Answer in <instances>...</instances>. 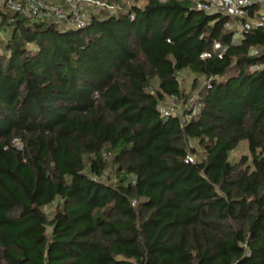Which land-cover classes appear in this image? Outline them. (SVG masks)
<instances>
[{
  "label": "trees",
  "instance_id": "trees-1",
  "mask_svg": "<svg viewBox=\"0 0 264 264\" xmlns=\"http://www.w3.org/2000/svg\"><path fill=\"white\" fill-rule=\"evenodd\" d=\"M106 1L81 27L0 2V264H264V26L238 27L264 3Z\"/></svg>",
  "mask_w": 264,
  "mask_h": 264
},
{
  "label": "built area",
  "instance_id": "built-area-1",
  "mask_svg": "<svg viewBox=\"0 0 264 264\" xmlns=\"http://www.w3.org/2000/svg\"><path fill=\"white\" fill-rule=\"evenodd\" d=\"M166 1V0H164ZM194 7L207 12H225L235 17H242L247 14L248 7L255 2L264 3V0H194ZM9 8L31 16L35 19H52L54 21H65L72 26H84L89 19V12L85 6H94L96 9H107L114 12L119 9H124L125 5L121 2L112 3L106 0H61L54 2L52 0H0ZM134 17V14H131ZM256 24L249 25L247 23H239L240 30L249 26H264V11L256 14ZM249 20V18H248ZM211 79L204 80V83ZM159 109L164 115H179L181 123L185 125L188 121L200 111L201 103L193 94L184 106H180L176 95L168 96L159 104ZM190 145L194 142L190 140ZM188 160L194 161L192 154L188 155Z\"/></svg>",
  "mask_w": 264,
  "mask_h": 264
},
{
  "label": "rangeland",
  "instance_id": "rangeland-1",
  "mask_svg": "<svg viewBox=\"0 0 264 264\" xmlns=\"http://www.w3.org/2000/svg\"><path fill=\"white\" fill-rule=\"evenodd\" d=\"M122 1L125 2V4H127V5H131V4H135V3H140V4L144 3V0H122ZM262 11H264V8ZM256 17L257 16L250 17L248 20V24L249 25H255L256 21H257ZM238 27H240L239 24H238ZM181 78H182L184 85L187 87V89H189L191 87L192 80L194 78V74L191 71L186 70V71L182 72ZM248 153H249V150H248L247 142L242 141V142H240L239 147L231 152V160L236 161L240 158L241 155L248 154ZM107 171H108L107 174H110V175L113 174L110 170H107ZM112 177H113V175H112ZM55 208H56L55 205H52V206L45 208V210L48 212L49 217L52 216L51 212H54Z\"/></svg>",
  "mask_w": 264,
  "mask_h": 264
},
{
  "label": "crops",
  "instance_id": "crops-1",
  "mask_svg": "<svg viewBox=\"0 0 264 264\" xmlns=\"http://www.w3.org/2000/svg\"><path fill=\"white\" fill-rule=\"evenodd\" d=\"M52 1H54V2H60L61 0H52Z\"/></svg>",
  "mask_w": 264,
  "mask_h": 264
}]
</instances>
